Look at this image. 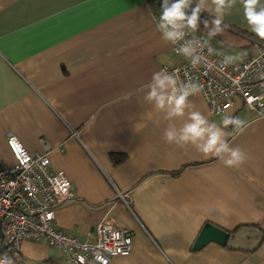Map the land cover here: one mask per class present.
Masks as SVG:
<instances>
[{"label": "crops", "instance_id": "1", "mask_svg": "<svg viewBox=\"0 0 264 264\" xmlns=\"http://www.w3.org/2000/svg\"><path fill=\"white\" fill-rule=\"evenodd\" d=\"M161 6L0 0V166H16L9 136L28 153L48 156L74 194L57 211L60 231L83 244H94L104 223L131 234V255L111 264H264V241L253 253L216 244L194 251L206 226L264 235V115L247 112L241 101L225 114L247 122L239 133L225 129L247 155L239 167L165 142L166 124L153 123L143 99L152 74L178 63L156 28ZM212 16L202 12L201 20ZM224 24L236 33L225 29L212 39L215 50L240 54L236 62L258 54L264 44L245 31L237 7ZM195 35L206 38L202 23ZM190 100L210 121L225 116L212 117L200 96ZM65 258L45 243L20 249V264Z\"/></svg>", "mask_w": 264, "mask_h": 264}, {"label": "built area", "instance_id": "2", "mask_svg": "<svg viewBox=\"0 0 264 264\" xmlns=\"http://www.w3.org/2000/svg\"><path fill=\"white\" fill-rule=\"evenodd\" d=\"M171 47L178 63L164 69L182 80L191 77L200 83L203 91L197 96L208 104L212 117L232 111L237 101L247 112L264 115V46L257 55L229 66L221 63V56H208L205 49L204 54L215 64L212 69L193 67L177 54L176 46ZM7 146L16 166H0V260L7 257L20 264V249L26 242L45 243L65 255L66 264H111L115 258L131 255V234L109 223L98 226L94 244L80 243L60 231L56 214L65 202L74 199L71 181L64 172L52 168L48 156L28 153L15 137L7 138Z\"/></svg>", "mask_w": 264, "mask_h": 264}, {"label": "clouds", "instance_id": "3", "mask_svg": "<svg viewBox=\"0 0 264 264\" xmlns=\"http://www.w3.org/2000/svg\"><path fill=\"white\" fill-rule=\"evenodd\" d=\"M238 4L242 6L243 17L251 32L264 40V3L261 0H162L156 28L162 40L176 46L177 54L189 60L193 67L214 68V62L208 59L210 55L221 56V63L229 66L241 59L240 54L217 51L210 42L223 34L228 27L224 17ZM205 11L213 13L211 20H201V13ZM201 23L207 31L206 38L195 35ZM205 49L208 56L204 54ZM143 90V99L155 114L153 123L157 127L166 124L163 131L166 143L180 148L194 147L205 156L220 159L227 167H239L246 162V153L238 146L233 147L228 137L242 132L247 122L232 115H225L220 123L210 121L190 100L203 91L200 83L191 77L182 80L175 72L161 69L152 74ZM229 126L233 133L225 131ZM0 264L13 262L6 257Z\"/></svg>", "mask_w": 264, "mask_h": 264}, {"label": "water", "instance_id": "4", "mask_svg": "<svg viewBox=\"0 0 264 264\" xmlns=\"http://www.w3.org/2000/svg\"><path fill=\"white\" fill-rule=\"evenodd\" d=\"M263 241L264 235L257 230H241L231 236L212 226H206L194 246V251H199L210 244H216L235 251L253 253Z\"/></svg>", "mask_w": 264, "mask_h": 264}, {"label": "rangeland", "instance_id": "5", "mask_svg": "<svg viewBox=\"0 0 264 264\" xmlns=\"http://www.w3.org/2000/svg\"><path fill=\"white\" fill-rule=\"evenodd\" d=\"M261 3H264V0H261ZM237 8L240 10V18L243 17L242 6H240V5L238 4V5H237ZM241 14H242V16H241ZM238 17H239V16H238ZM243 18H244V17H243ZM234 22L237 23L236 20H234ZM240 22H241V20H240ZM240 22H238V25H239ZM245 22H246V20H245ZM246 25H247V24H246ZM226 29H228V30L233 31L234 33H236L235 30H234L233 28L227 27ZM245 31L248 32V35H249V36H252L254 39H256V40H258L259 42H261V43L264 44V40H260V39H259V38H258L253 32H251V30L249 29L248 25H247V28L245 29ZM227 33H231V32L226 31V34H227ZM263 46H264V45H263Z\"/></svg>", "mask_w": 264, "mask_h": 264}, {"label": "trees", "instance_id": "6", "mask_svg": "<svg viewBox=\"0 0 264 264\" xmlns=\"http://www.w3.org/2000/svg\"><path fill=\"white\" fill-rule=\"evenodd\" d=\"M13 262V261H12Z\"/></svg>", "mask_w": 264, "mask_h": 264}]
</instances>
